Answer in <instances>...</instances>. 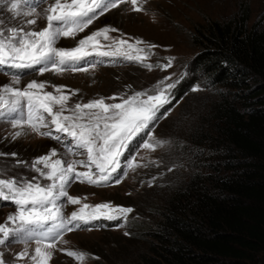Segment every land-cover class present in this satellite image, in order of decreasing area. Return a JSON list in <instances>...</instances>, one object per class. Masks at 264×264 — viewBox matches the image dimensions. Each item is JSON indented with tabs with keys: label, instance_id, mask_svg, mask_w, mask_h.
I'll return each mask as SVG.
<instances>
[{
	"label": "rangeland",
	"instance_id": "obj_1",
	"mask_svg": "<svg viewBox=\"0 0 264 264\" xmlns=\"http://www.w3.org/2000/svg\"><path fill=\"white\" fill-rule=\"evenodd\" d=\"M53 2L54 0H32L39 15L35 17L37 23L26 26V30L39 31L46 26L44 9ZM140 6L141 11H134L131 4H121L99 16L75 39L61 37L55 46L72 48L79 39L92 31L105 27L118 29L117 32L110 31L109 37L125 39L129 44H135L137 39L144 41L145 43L137 46L139 48L157 46L147 49L148 55L144 63L120 55L101 57L93 53L76 65L87 68V71H64L60 74L45 72L41 75L36 69L22 74L0 70V89L11 84L14 75L20 76V84L16 87L21 89L32 80L46 82L43 91H52L54 94H57L54 85L66 86L62 93L70 96L63 113L66 116L74 115L70 109L76 103H88L101 97H117L115 101L106 99L105 102L118 103L119 97L126 98L136 92L148 91L166 77H171L166 83L176 84L168 90L171 102L160 108L159 118L152 125L153 132H143L133 139L120 157L121 167L113 173L109 185L95 187L74 181L68 192L71 196L80 197L81 203L73 205L63 198L58 201V205H63L62 211L66 217L78 211L84 204L96 205L104 202H111L113 206L129 207L134 211L127 214L126 222L101 219L81 229L65 232L63 239L68 243H57L48 264H137L141 256L148 252L150 233L156 229L158 208L166 194L185 185L196 172L206 173L210 169L211 160L207 158L211 154L206 146L197 145L199 141H195L202 125L210 119V107L215 98L204 75L194 67L195 59L202 50L195 42L197 34L199 30L206 32L214 22L229 21L243 6H248L251 10L250 27L264 18V0H147ZM9 7L7 0L0 3V19L11 26L17 21L11 19ZM98 39L101 45L112 43L111 39ZM99 50L112 49L101 47ZM128 51L130 54L145 56V53H135L134 49ZM170 57L175 59L167 69L153 67L150 70L144 66L167 64ZM197 88L199 90H194ZM77 89L79 91L75 94L70 91ZM59 109L60 106L56 105L53 111ZM27 112L26 101L17 105L14 111L0 106V154H3L0 155V179L30 180L41 185L51 183L41 177L32 168V164L38 157L50 155L53 149L57 155L51 157L52 161L87 160L86 150L79 148L66 133H56L54 126L50 125L51 117L47 114H44L45 122L49 123L53 136H61L59 141L32 132L27 125L22 128L14 127L12 122L25 118ZM48 130L49 128L44 127L40 129L41 132ZM17 131L25 134L13 139L12 136ZM153 134L156 139L168 143L154 151L144 149L142 142H146L147 137ZM133 158L134 166L139 165L135 166V170L128 167ZM38 167L43 168V165ZM76 171L83 172L87 169L77 165ZM117 177L121 180L118 184L115 183ZM17 211V206L11 201L0 200V224L16 227L7 218ZM36 247V237L28 240L21 235L9 239L5 245H0V252L3 253L6 264H35L31 256ZM60 249L78 250L90 255L81 262L67 256L66 251ZM25 250L28 255L20 258L19 253Z\"/></svg>",
	"mask_w": 264,
	"mask_h": 264
},
{
	"label": "snow or ice",
	"instance_id": "obj_2",
	"mask_svg": "<svg viewBox=\"0 0 264 264\" xmlns=\"http://www.w3.org/2000/svg\"><path fill=\"white\" fill-rule=\"evenodd\" d=\"M5 0H0L4 3ZM10 4L8 11L11 19L17 21L8 26L5 20L0 19V65H7L18 70L33 69L43 75L45 72L60 74L64 71H87V68L77 67L80 61L95 53L97 56H123L129 60L144 63L147 58V49L157 47L148 45L147 49L137 47L145 43L137 39L135 44H129L125 39L110 38V31L118 29L102 28L92 31L76 42L72 48L56 47L61 37L72 38L84 32L93 22L105 12L118 8L121 4H131L134 11H141L142 3L147 0H54L47 9H44L46 26L39 31L26 30V26L35 25L39 13L32 0H7ZM31 17V18H30ZM112 40L109 45H101L98 38ZM101 47H108L110 51H100ZM135 50L130 54L128 50ZM174 57L168 58L164 65L144 64L150 70L153 67L167 69L171 67ZM171 77H166L148 91L136 92L134 95L119 97L120 102L106 103L105 100L118 99L117 97L99 98L88 103H76L70 110L72 116L64 115L69 95L62 94L66 86H53L52 91L44 92L46 82L32 80L21 89L20 76L14 75L12 83L0 89V106L15 110L22 102H27L28 112L25 118L14 120V127L27 125L32 132L42 136H49L57 141L60 135L53 136L49 123L45 122L44 114L51 117L50 125L54 126L56 133H66L76 145L86 150L87 160L63 161L51 157L57 155L53 149L50 155L38 157L32 168L51 183L41 185L30 180L0 179V200L11 201L18 211L9 215L7 220L17 225L10 228L7 224H0V245H5L9 239L25 236L28 240L36 237L37 247L31 259L35 264H48L57 243L68 241L63 239L65 232L81 229L94 221L123 220L126 222L127 214L134 210L124 206H113L111 202L96 205L84 204L78 211L65 216L58 201L62 198L73 205L81 203L80 197L69 195L68 188L74 181L87 183L95 187L109 185L113 173L121 167L120 157L128 149L129 144L143 132H153L152 125L159 118L160 108L171 102L168 90L176 86L175 82L166 83ZM194 90H199L194 89ZM73 94L79 90H70ZM151 93V94H150ZM59 105L58 111H53ZM96 110V111H93ZM49 128L41 132L40 129ZM17 131L12 138L24 135ZM143 143L144 149L155 150L168 143L158 140L154 134L147 137ZM3 155V154H0ZM11 155L15 156V153ZM129 161L128 167L135 170L134 161ZM22 163V162H21ZM43 165V168L38 167ZM82 165L87 171L77 172L76 166ZM146 166V165H145ZM93 168L95 171H93ZM47 170V171H45ZM124 175H127L124 173ZM119 177L115 183H120ZM86 199V197H83ZM90 210V211H86ZM122 226V225H121ZM91 230V228H85ZM129 235V233H125ZM66 255L77 261H84L90 254L78 250H65ZM28 255L27 250L19 253L23 258ZM95 259H99L95 257ZM0 264H6L3 253L0 252Z\"/></svg>",
	"mask_w": 264,
	"mask_h": 264
},
{
	"label": "trees",
	"instance_id": "obj_3",
	"mask_svg": "<svg viewBox=\"0 0 264 264\" xmlns=\"http://www.w3.org/2000/svg\"><path fill=\"white\" fill-rule=\"evenodd\" d=\"M250 19L243 6L197 34L215 98L195 141L210 169L166 194L137 264H264V18Z\"/></svg>",
	"mask_w": 264,
	"mask_h": 264
}]
</instances>
